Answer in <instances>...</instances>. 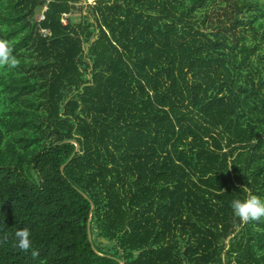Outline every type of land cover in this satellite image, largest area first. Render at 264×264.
Instances as JSON below:
<instances>
[{
  "label": "trees",
  "instance_id": "trees-1",
  "mask_svg": "<svg viewBox=\"0 0 264 264\" xmlns=\"http://www.w3.org/2000/svg\"><path fill=\"white\" fill-rule=\"evenodd\" d=\"M86 1L0 0V264H264V0Z\"/></svg>",
  "mask_w": 264,
  "mask_h": 264
},
{
  "label": "clouds",
  "instance_id": "clouds-1",
  "mask_svg": "<svg viewBox=\"0 0 264 264\" xmlns=\"http://www.w3.org/2000/svg\"><path fill=\"white\" fill-rule=\"evenodd\" d=\"M0 65L15 67L16 59L11 55V49L7 42L0 41ZM231 211L234 217L241 222L264 218V198L249 196L245 199H234L231 201ZM31 234L27 229L15 232V247L20 251L27 252L32 247Z\"/></svg>",
  "mask_w": 264,
  "mask_h": 264
},
{
  "label": "rangeland",
  "instance_id": "rangeland-1",
  "mask_svg": "<svg viewBox=\"0 0 264 264\" xmlns=\"http://www.w3.org/2000/svg\"><path fill=\"white\" fill-rule=\"evenodd\" d=\"M86 3L87 4H93L94 3V0H87ZM82 4H85V3H82ZM44 10H45V8H41V9H39L37 11V14H36V17H35L36 20L42 19Z\"/></svg>",
  "mask_w": 264,
  "mask_h": 264
},
{
  "label": "water",
  "instance_id": "water-1",
  "mask_svg": "<svg viewBox=\"0 0 264 264\" xmlns=\"http://www.w3.org/2000/svg\"><path fill=\"white\" fill-rule=\"evenodd\" d=\"M74 144H75V146H76V151H75V153H78L79 152V146H78V144L76 143V142H73ZM88 235H89V239H90V233H89V229H88ZM103 242H105L104 240H102ZM121 264H123V263H121Z\"/></svg>",
  "mask_w": 264,
  "mask_h": 264
},
{
  "label": "built area",
  "instance_id": "built-area-1",
  "mask_svg": "<svg viewBox=\"0 0 264 264\" xmlns=\"http://www.w3.org/2000/svg\"><path fill=\"white\" fill-rule=\"evenodd\" d=\"M43 18V17H42Z\"/></svg>",
  "mask_w": 264,
  "mask_h": 264
}]
</instances>
